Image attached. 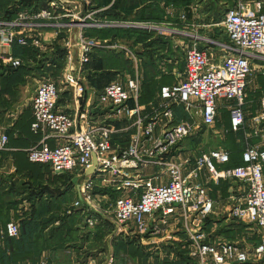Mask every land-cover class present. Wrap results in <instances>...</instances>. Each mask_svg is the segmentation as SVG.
<instances>
[{"label":"built area","instance_id":"obj_1","mask_svg":"<svg viewBox=\"0 0 264 264\" xmlns=\"http://www.w3.org/2000/svg\"><path fill=\"white\" fill-rule=\"evenodd\" d=\"M43 2V8L22 9L15 19L0 21V48L10 47L15 42L41 50L39 37H26L24 29L38 30L53 25L58 30H69L70 26L82 29L112 24V21L96 18V10H85L78 18L58 0ZM198 7L199 3H192L189 8L180 9L179 17L186 22L191 11L194 19H199ZM68 16L79 21H74L75 25L64 22L63 18ZM213 25L219 27L227 39V42L208 40L221 51L222 60L215 62L213 52L198 49V38L190 45L181 44L183 72L174 82L160 86L156 104L145 113L138 101L142 78L137 72L133 76L116 77L99 91L88 89L82 75V68L94 48L120 51L126 59L136 62L138 58L132 49L119 41L108 43L85 38L82 30L73 40L72 35L66 34L63 46L67 53L61 80L72 87L77 100L85 95L90 99L85 109L72 115L58 106L56 82L42 75L31 98L30 121L31 131L40 138L26 149V157L31 163L46 165L54 174H71L78 179L73 186L74 207L84 204L91 207L94 201L91 190L98 185L114 191L116 196L111 203L114 232L130 230L131 234L157 235L163 230L162 226L176 221L185 225L198 264H264V149L258 144L246 143L241 151L242 164L228 168L215 164L228 163L229 151L223 148L202 150L188 174L198 177L192 182L183 174L188 159L174 158L172 154L199 124L206 127L215 124L220 98L229 102L230 130H241L245 125L243 107L249 77L255 66H259L264 75V0H236L225 7L222 18ZM73 49H76V58L72 56ZM71 59L73 69L67 68ZM1 62L12 68L22 65L20 57L4 56L0 51ZM178 106L186 114L184 119H175L174 109ZM91 110H101L104 116L99 121L93 120ZM252 121L255 126L264 122V96L259 98V109ZM118 122L125 124L119 128ZM119 131H129L123 145L113 142L114 134ZM260 135L264 137L263 132ZM8 142V135L3 133L0 151L8 149ZM202 169L215 183L229 179L238 182L227 216L249 225L257 237L256 243L246 241L245 238L251 237L249 234L240 241L209 235L204 222L214 213V200L199 177ZM87 221L90 226L95 222L91 217ZM18 235L19 222L11 218L0 228V248L5 247V238Z\"/></svg>","mask_w":264,"mask_h":264},{"label":"crops","instance_id":"obj_2","mask_svg":"<svg viewBox=\"0 0 264 264\" xmlns=\"http://www.w3.org/2000/svg\"><path fill=\"white\" fill-rule=\"evenodd\" d=\"M39 2L41 4L39 8H43L45 6L43 0H40ZM140 7L141 5H138L136 9ZM160 7L163 9V14L161 16L160 22L155 23L134 21L133 12L132 15L126 17V20L112 21V24H110V26L138 28L150 33V36H148L145 41L140 40L139 36L136 38V40L133 38L120 40L122 44L132 49V51L138 58V61H130L125 58L129 62V66L128 68H125L122 72H117L115 78L133 76L135 72H137L138 74H140L143 83V63L146 59V55L151 53L153 57V65L158 70L156 75L154 76V80L156 81V87H158L157 82L160 81H164L163 84H170L180 76L184 69L183 55L180 45H190V43L193 42L195 38H198V49L207 52H213V61L215 62H219L222 60L221 51L218 50L217 46L213 45L208 41L209 39H211L220 42H227V39L220 28L216 30V26H214L212 23H209L208 21L204 22V20L199 21L200 19H194L195 17L191 13V11H189L190 13L188 14H190L192 17H188L186 22L181 20L178 11L183 8H189V5L180 8H175L172 5L166 6L160 3ZM103 9L104 7L99 10ZM99 10H96L95 14ZM147 23H155L156 25L153 27H149V24ZM193 23H197V25L195 26ZM69 28V30H71V26ZM61 33H66V30H58L53 25L45 26L38 30L31 29L30 31H28L24 29L23 35H25L26 37H30L32 35H36L39 37V39L42 41V49L36 50L35 58L30 59L28 61L29 63L26 67L27 71L23 75H21V80L16 82H3L2 80H0V136L3 133H6L8 136H11L8 143V149L0 151V190H2L0 191L2 192L0 193V207L4 208L7 206L6 202L8 201V196L11 197V200L13 199L15 201H18L16 209L12 208L8 211L9 219L13 218L18 222L24 216L30 215L32 210L34 211L36 208H38V204L40 202H46L45 200H48V197H50L48 201L54 202V205L56 206V209L51 211H58L59 217L67 216L65 215L66 208L64 209V203L61 202L62 197L59 198L57 196H48L47 192L45 191V186H47L49 182L48 177L60 176V174H54L48 167L35 163L33 164L29 162L28 159H26V149L38 143L40 136L34 134L29 126V122L31 120V102L29 106L27 105V102H21L22 88L27 82V78L31 75L36 76V74L38 73L35 72L39 71L42 75L41 66H43L42 64H47L48 62L46 59V57L48 56H46V53L48 51H45V49L49 50V52L51 50L54 51V45L56 42L61 45H64L65 38L67 37L65 36L59 38V35ZM70 35H72L71 38L73 40V38L75 37L73 30L71 31ZM148 43H150V45H147ZM0 51L4 54V56L7 54H11V56L13 57H18L12 54L11 47H2L0 48ZM72 54L73 58L77 57L76 49L72 50ZM71 61L67 68L69 67L70 69H73L74 62L72 59ZM257 62L262 63L259 60ZM6 66L7 64H4L2 62L0 63V68H4ZM63 68L59 73V79L55 80L59 92L57 103L62 110H65L70 114L75 115L85 109L87 99H90V96L87 97V95H85L78 100L74 98L72 93V87L63 83V81L61 80V72L62 70H64ZM254 68L256 70L254 69L249 77L250 85L248 84L246 90V103L243 107L245 118L244 127L237 132H232L230 130L229 115L227 109V105L229 104V102L225 99L220 98L218 99L219 108L217 111V118L215 124L210 127H206L205 125L199 124V126L196 128V131L190 137L180 142L172 151L174 158L188 159L187 163L184 164L183 174L188 176L189 181L192 182L198 179V177H193L192 173L190 175L188 174L194 169L195 157L198 156V154L202 150L206 151L212 148H223L230 152L231 161L239 162L241 151L246 145V143L249 142L250 144H258L261 148L264 149V137H261L260 135L262 132L264 133V125L261 126V122L260 124L255 126L252 121V116H254L259 109V98L261 96H264V77H261L262 74L259 66H255ZM254 71H257V73L255 74ZM99 73L100 71L97 72V74ZM7 75L0 76V79L4 78ZM82 75L84 77L83 79L88 89H94L88 85L83 71ZM252 75L253 78L251 77ZM41 78L42 77H39L37 79L34 77L33 79L37 83L40 81ZM161 85L162 84H160V86ZM34 89L35 86L33 87V94ZM158 92L159 90L157 88V91L151 98L147 100H141L140 106L142 108L143 113L150 111V109L156 104ZM31 98L32 96L29 97L30 101ZM90 112L92 114L93 120L96 121H99L104 116L101 110H91ZM174 116L176 120H180L184 119L186 117V114L182 110V108L178 106L174 109ZM124 124L125 122H118L116 126L120 128ZM128 134L129 131L117 132L113 136V142L123 145L127 141ZM215 140H219L220 142L217 143ZM48 141L52 143L51 140ZM227 166L228 164H223L219 165L218 167L225 168ZM63 175L65 176H63L64 179L68 178L69 182H71V190L74 191L73 186L76 183L74 181L75 179L73 178V176L71 174ZM199 177L206 183L209 189L208 195L214 200V213L210 217L212 221L211 229L214 230L215 233L220 234V236L218 235L214 237H225V234L223 235L222 233H219L221 230L236 229V231H238V224L235 223V225L233 221L231 222L227 216V211L232 205V196L236 193L238 182L236 180L229 179L219 180L217 183H215L207 177L205 169H202L199 172ZM54 184H50V187H53ZM59 184L60 181H57V185ZM96 187L97 188H94V190L98 189L101 186L98 185ZM103 188H105L104 191L106 192L100 195V199H104L107 201L108 194H116L108 187ZM8 189L10 191H8ZM59 189L65 190L62 185ZM3 193H5L4 196ZM31 193L35 194L33 198L29 200L22 199V197H24L26 194ZM37 193L40 195H38ZM110 206L111 218L108 219L111 222L112 205L110 204L108 207ZM101 209V218H99V222L98 218L96 217V230L98 228H102L100 226L101 222L103 224L107 223L106 221H102L103 219L106 220L107 218L103 216V214L105 213V209L103 208L104 212H102ZM4 211L5 210H2V212ZM51 211L49 214H51ZM72 211L77 212L75 210ZM46 215L47 214H44V216ZM2 216L7 217V214L4 212ZM92 216L93 214L90 215L91 218ZM4 222V219H0V228H2ZM109 224L112 225V223ZM111 231H114L113 225ZM255 242L256 241H254L253 243ZM62 247L63 246L49 247L43 249L41 250L36 260L32 261L28 258H25L23 260L17 261L16 264H54V261L56 263H62L64 261V258H60L54 254V259L50 256V253L52 251L54 253L55 250H58ZM65 263L68 264V260H65L63 262V264Z\"/></svg>","mask_w":264,"mask_h":264},{"label":"trees","instance_id":"obj_3","mask_svg":"<svg viewBox=\"0 0 264 264\" xmlns=\"http://www.w3.org/2000/svg\"><path fill=\"white\" fill-rule=\"evenodd\" d=\"M37 1L39 2L40 0H0V20L11 21L16 18L18 11L22 9L32 11L33 8L40 7L41 4H36ZM159 1H163L164 5L166 6L172 5L175 8H180L192 4L195 0H90V3L86 4L84 8L85 10H99L104 7L103 10L97 11L95 15L98 18L106 21L126 20V17L132 15V13L134 12V21L157 23L161 21V16L163 14V9L158 4ZM227 3L230 4L231 2ZM138 5H141V7L136 9ZM231 5L233 4H230L228 6ZM209 6H207V8H209ZM223 12L224 10L213 8L212 19L214 21L210 20L209 23L213 24L219 22L222 18ZM188 17L190 18L191 15L188 14ZM82 34L85 38H95L100 41L106 40L108 43H112L114 41L121 42V39L133 38L136 40L138 36L140 40L145 41V39L150 36L149 32L142 29L133 27L124 28L110 25L100 27L85 26L82 28ZM65 35V33H61L59 35V38L65 37ZM147 45H150V43H148ZM10 47L12 50V54L22 59V65L17 68H12L11 66H6L4 68L1 67L0 76L8 74L4 78L0 79L3 82H16L21 80V75H23L27 71L26 67L29 63L28 61L30 59H34L36 55L35 49L21 46L15 42H13ZM66 53L67 49L56 42L54 45V51L52 50V52L50 53V57L47 56L48 54L46 53L48 65L42 64V75H44L43 73L47 74L46 68H49L50 66L59 75L61 69L64 67L63 64L65 65ZM123 58L125 59L123 53L120 51L107 48H94L89 54L88 62H86L82 68L88 85L95 90H101L104 85L115 79L117 72H122L125 68H128L129 62L126 59L124 61ZM143 67L144 79L141 86V94L138 99L139 103L143 99L147 100L151 98L157 91V88L158 90L160 89V84L163 85L164 83V81L157 82L158 87H156L154 76L156 75L158 70L153 65V57L151 53L146 55ZM98 71H100L99 74H97ZM262 76L264 77V75H261V77ZM263 125L264 122H262L261 126ZM8 137L10 140L11 136ZM226 164H228L227 168L242 164L241 156L239 162L231 161L230 156L229 162ZM39 165L46 166L43 164ZM63 176L64 175L55 177L49 176V182L47 186H45V191L47 192L48 196H57L59 198L62 197L61 202L65 204L66 200L69 198L68 191H71L72 184L69 181L67 182V180L64 179ZM57 181H60L59 185H57ZM50 184H54V186L50 187ZM61 185L65 188V190L59 189ZM8 191L10 190L8 189ZM4 195L5 193H3V196ZM34 195V193L26 194L24 197H22V199L29 200L33 198ZM47 199L49 200L50 197H48ZM48 200H45L46 202H40L38 204V208H36L34 211L32 210L30 215L21 218V220L19 221L18 237L5 238V248H0L1 264H16L17 261L23 260L25 258L34 261L40 254L41 250L49 247H61L66 242L72 240L75 237L73 235L76 234V219L78 212H75L68 216L59 217L58 211H51L56 209L54 202ZM6 204V207H0V219H4L5 221L2 229L4 228L5 223L9 220L8 211L12 208L16 209L18 201H15L13 199L11 200V197L8 196V201L6 202ZM2 210H5L4 212L7 214V217L2 216V214L4 213L2 212ZM50 211L51 214H49ZM44 214L47 215L44 216ZM210 217L211 215L207 217L204 222V227L207 231L210 230V227L212 225ZM239 223L240 222L236 221V224ZM111 229L112 225L106 223V231H104V228H98L97 231L99 232L96 231L95 236L100 238L102 235H105V233L111 232ZM232 231L233 230L231 229H225L221 230L219 233L225 234L226 238H232ZM126 247V245L120 242L116 244V246H114V249L117 250Z\"/></svg>","mask_w":264,"mask_h":264},{"label":"rangeland","instance_id":"obj_4","mask_svg":"<svg viewBox=\"0 0 264 264\" xmlns=\"http://www.w3.org/2000/svg\"><path fill=\"white\" fill-rule=\"evenodd\" d=\"M87 1L90 3V0H69V2H63V4H65V6H67L76 14V17L79 18L81 17V14H85L83 12H85L84 7L86 6ZM227 2L234 4L236 0H195L193 4L199 3V7L197 9V12L201 14L199 19L201 21L204 20V22H209L210 20L214 21L212 19L213 8L224 10L226 6L230 5ZM160 3L164 5L163 1H159L158 4L160 5ZM207 6H209V8H207ZM95 17L98 18L96 15ZM63 19L64 22L72 23L73 25L76 24L74 21H79V19L70 16ZM215 28L218 30L219 27ZM63 30L65 31L66 29L63 28ZM72 30L74 34H77L82 29L78 26H71V30H66V36H69ZM45 51H48L47 54L50 57L52 50L49 52V50L45 49ZM46 71L45 72L47 74H43L49 76L52 80L55 81L59 79V75L52 69L51 66L46 68ZM35 73L38 74H36V76L31 75L28 77L27 82L22 88L21 102H27L28 106L31 102L29 97L33 96V87L37 84L33 78L35 77L38 79L39 77H42L40 71ZM254 73L256 74L257 71H254ZM251 77L253 78V75ZM215 141L217 143L220 142L219 140ZM215 165L218 167L217 164ZM150 172H152V170H150ZM66 180L69 181L68 178H66ZM74 181L77 183L78 179L75 178ZM104 189L105 188L103 187H99L98 189L91 190V194L94 198V201L90 204L91 207H88L85 204L79 207H74L72 202L75 197V193L72 190L68 191L69 198L64 204V209L66 208L65 215L68 216L75 213L72 210L78 212L76 219V234L73 235L75 237L66 242L62 248L55 250L54 253L53 251L50 253V256L53 259L54 255H57L60 258H64V261L68 260V264H87L89 262H92V264H198V258L195 255V249L191 245L192 240L188 237L185 225L176 221L174 223L170 222L169 226H162L163 230L157 235H151L150 233L142 235L131 234L129 230L127 233L125 231H111L110 233H105V235H102L100 238L96 237V217L99 222V218H101L100 209L102 208L101 211L104 212V208L105 213L103 216L107 219H103L102 221H106L108 224L111 223L108 219L111 218V206H108L113 203L116 196V194L111 193L107 195V201L100 199V195L106 192ZM91 214H93L92 219H94L95 222L90 226L87 219ZM230 221H233L234 224L236 223V220L234 219H230ZM240 223L238 224V231H236V229L233 230L231 233L233 234V237L229 239H237L240 241L239 239L249 234L251 237L245 239L248 243L250 242L252 244L257 240L256 235L253 233V230L249 228V225ZM100 226L105 229L104 231H106V224L101 222ZM207 232L211 237L220 236V234L215 233L211 227ZM120 242L127 247L115 250L114 246ZM63 262L56 263L54 261V264H63Z\"/></svg>","mask_w":264,"mask_h":264},{"label":"water","instance_id":"obj_5","mask_svg":"<svg viewBox=\"0 0 264 264\" xmlns=\"http://www.w3.org/2000/svg\"><path fill=\"white\" fill-rule=\"evenodd\" d=\"M59 1H61L62 3H63V2H65V3H66V2H69V0H59Z\"/></svg>","mask_w":264,"mask_h":264}]
</instances>
